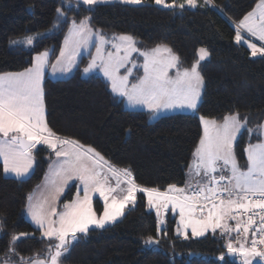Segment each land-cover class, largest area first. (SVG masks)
<instances>
[{
	"label": "trees",
	"instance_id": "1",
	"mask_svg": "<svg viewBox=\"0 0 264 264\" xmlns=\"http://www.w3.org/2000/svg\"><path fill=\"white\" fill-rule=\"evenodd\" d=\"M257 1L211 0L205 4V0H198L197 7L185 5L181 9L156 5L154 0L92 6L76 0H0V73L28 68L33 56L49 47V61L54 60L71 21L79 22L86 16L91 17L92 29L131 35L143 48L167 45L179 56L182 69L197 60L200 47L207 49L208 58L200 62L204 84L195 112L169 113L152 120L144 109H127L103 75H82L91 51L82 54L71 75L62 79L45 76L43 81L46 120L58 135L91 146L117 168H129L142 187L161 191L169 184L179 187L186 181L192 151L203 134L201 115L220 120L238 112L242 118L248 117V126L264 116V55L252 56L246 44L234 39L236 22ZM57 8L63 10L64 17L58 19ZM28 34L40 35H35L31 46L17 41ZM141 71H135L130 81ZM36 152V167L27 178L4 176L0 162V264L12 234H30L15 244L25 258L37 252L43 256L48 244L41 231L23 216L27 196L47 164V149L38 147ZM72 196L69 190L63 198ZM93 201L101 210L99 199ZM175 226L169 216L160 227L145 194L138 192L134 205L118 220L80 234L61 264H240L227 254V238L219 230L185 239L175 234ZM149 236L159 243L146 245Z\"/></svg>",
	"mask_w": 264,
	"mask_h": 264
},
{
	"label": "snow or ice",
	"instance_id": "2",
	"mask_svg": "<svg viewBox=\"0 0 264 264\" xmlns=\"http://www.w3.org/2000/svg\"><path fill=\"white\" fill-rule=\"evenodd\" d=\"M81 2L92 6L104 0ZM122 2L141 4L143 0ZM154 3L166 8L198 6V0H181L179 3L177 0L170 3L168 0H154ZM208 3L211 0H205V4ZM56 11L58 19L64 17L61 8ZM90 20L91 17L86 16L79 22L76 19L71 21L60 54L51 64L53 73L58 66L60 71H69L81 50L93 45L96 52L83 71L87 73L99 68L110 81L112 91L126 98L129 104H143L154 112L173 108L198 111L204 84L199 68L200 62L209 56L207 49H198V59L181 71L179 56L167 45L157 44L141 51L135 38L128 34H114L109 41L101 32L93 31ZM242 30L264 42V0H258L256 7L238 22L234 37L237 43H247L252 56L264 55V46L258 47L251 40H245ZM34 39L28 36L25 42L32 45ZM109 43L113 51L106 50L105 45ZM133 52L143 56L144 74L129 85L131 69L125 75H120V69L129 62ZM48 56V51L38 53L33 57L31 67L21 72L0 73V159L3 172L16 177L27 175L37 145H47L56 156L45 174L40 196L29 193L26 204L31 221L48 240L44 255L37 252L30 258L20 256L15 244L30 234H12L2 264H61L78 234L86 235L92 226L104 228L109 222L116 221L124 214L126 206L134 205L138 192L146 195L149 208H155L158 217L162 209L165 212L169 207L173 212L178 210L180 219L176 231L185 239L189 238V228L193 237L204 236L209 230L215 233L219 229L222 236L228 237L225 244L227 254L238 255L240 264H253L255 258L264 261V139L249 143L244 149L246 166L243 168L234 150V143L248 123V117L242 118L238 112L226 114L221 120L201 115L203 134L193 152L187 173L189 179L184 186L169 184L164 191L142 187L136 183L129 168L111 165L91 146L61 137L49 127L43 88ZM169 68L177 69L175 77L168 75ZM256 130L264 135V123L257 125ZM248 131L251 133L253 129ZM110 177L116 180L115 186L110 183ZM73 180L80 182L75 198L64 203L62 210H57L56 203L69 181ZM96 193L104 202L103 213L99 216L92 202ZM230 221L235 222L234 226ZM232 233L236 234V243ZM144 243L158 244L159 241L149 236ZM13 257L18 259L13 260ZM220 259L225 260L224 253Z\"/></svg>",
	"mask_w": 264,
	"mask_h": 264
},
{
	"label": "rangeland",
	"instance_id": "3",
	"mask_svg": "<svg viewBox=\"0 0 264 264\" xmlns=\"http://www.w3.org/2000/svg\"><path fill=\"white\" fill-rule=\"evenodd\" d=\"M76 1L79 2V3H82L81 0H76ZM114 2L124 3V2H122V0H104V2L97 3V4H103V3H114ZM170 2H171V1H170ZM170 2H169V3H170ZM177 2L179 3V2H181V0H179V1H177ZM257 3H258V1L254 4V6L252 7V9H251L250 11H252L253 8L256 7ZM186 6H187V5H186ZM188 7H190V6H188ZM190 8H192V7H190ZM250 11H249V12H250ZM245 15H246V14H245ZM245 15H244V16H245ZM244 16H243V17H244ZM243 17H242V18H243ZM242 18H239V20L236 22L235 25H237L238 22H239ZM93 31H94V32H95V31H99V32H101L100 30H94V29H93ZM101 33H102V34H103V35H104L109 41L112 40V37H113V35L115 34V33L108 32V31L101 32ZM242 34L245 36V40H251L253 43H256L258 47H260V46H264V42L259 41V40H258L257 38H255V37H251L250 34L244 32L243 30H242ZM35 35H37V34H35ZM35 35L28 34V35H26V36H24V37H20V38H18L17 41H19L20 43H24V44H26V42H25V38L28 37V36H33V37H35ZM65 35H67V34H65ZM115 35H120V34H117V33H116ZM94 39H95V37H94ZM135 40H136V39H135ZM136 42H137V43H136V46H137L141 51H144V50H147V49L153 48V47H150V48H143V47L139 46V42H138L137 40H136ZM235 42H236V41H235ZM241 43H244V44H246V46H247V43H245V42H241ZM238 44H240V43H238ZM26 45H28V44H26ZM63 45H64V37H63V42H62V45H61L60 49L63 47ZM29 46H31V45H29ZM154 47H155V46H154ZM247 47H248V46H247ZM105 48H106V50H109V51H113V50H114V49L111 48V43L106 44V45H105ZM200 48H203V47H200ZM200 48H199V49H200ZM248 48H249V47H248ZM249 49H250V48H249ZM82 50H83V51H82ZM82 50H81L80 55H79V56L77 57V59H76V63H75V65H74L69 71H67V72L60 71V70H59V66H58V70H57L55 73H53V71H52L51 64H53V63L56 62V58H55L54 60H52V61H49V56H50V52H51V51H50V47L47 48V49H45V50H43V51H41V52H39V53H42V52H45V51H48V52H49V56H48V64H47L46 67H45L44 78H45V76H48L49 78H59V79H62L63 77H67V76H69V75H71V74L73 73V70H74L75 67L77 66V64H78V62H79V59L81 58L82 54H86V53H89V51H91V55H93V54H95V52H96L95 46H93V45H90L87 49H82ZM207 51H208V50H207ZM250 51H251V49H250ZM59 54H60V52H59ZM59 54H58V55H59ZM36 55H37V54H36ZM36 55H34L33 57H35ZM91 55H90V58L88 59L89 61L91 60ZM196 55H197V59H198V50H197ZM258 55H259V54H258ZM133 57H134V58H133ZM135 57L140 58V60H139L138 62H136ZM207 58H208V57H206L203 61H205ZM89 61H88L87 64L84 66V68L87 67ZM201 62H202V61H201ZM31 63H33V59H32V62H31ZM143 63H144V60H143L142 56L140 55V53H139V52H133V53L131 54V57H130L129 62L125 65V67H123V68L120 69V73H121V74H127V70L130 68V69H131V74H130L129 76H130V77L135 76L137 70L140 69V68H143ZM31 66H32V64H31ZM31 66H30V67H31ZM178 67H179V65H178ZM190 67H191V66H190ZM84 68H83V70H84ZM169 69H170V68H169ZM169 69H168V75L171 76V77H175L176 72H177V69H176V68H173V69L170 70V71H169ZM179 69H180L181 71L183 70V69L180 68V67H179ZM83 70H82V72H83L82 75H83V76H84V75L86 76V75H89V74H92V73H95V72H98V73H100L101 75L104 76L103 72H101V71L99 70V68L93 69L92 71L87 72V73H85ZM135 71H136V72H135ZM17 72H20V71H17ZM121 74H120V75H121ZM104 77H105V76H104ZM105 78H107V77H105ZM128 78H129V77H128ZM129 81H130V78H129ZM130 82H131V81H130ZM43 88H44V84H43ZM160 110H161L160 114H164V113H165V114H169V113L180 112V111H175V112L167 111V112H164V111H165L164 109H160ZM163 110H164V111H163ZM162 112H164V113H162ZM240 116H241V115H240ZM150 119H152V118H150ZM221 119H222V118H221ZM221 119H220V120H221ZM262 123H264V116L260 119L259 122L254 123V125L248 126V125L246 124L245 128L242 129L241 133L238 135V138H237L236 142L234 143V150H235V153H236L237 159H238V161H239V164L241 165L242 168L246 166V153H245L244 149L247 147V145H248L249 143H253V144H254V143H257L258 140H262V139H264V135H261V133L258 132V131L256 130L257 125L262 124ZM248 129H253V131H252L251 133H249ZM244 132H245V134H244L243 144L240 145L239 140H240V137L242 136V134H243ZM46 146H47V145H43V144H41V145H37L36 148L33 149L34 161H33L32 168L29 170V173H28L27 175H25V176H23V177H16V176H15L14 174H12V173L5 174V173L3 172V175H4V176H7V177L12 176V177H16V178H18V179L29 177L30 174L34 171V169H35V167H36V164H37V163H36V161H37V158H36V156H37V152H36L37 148H38V147H39V148L44 147L45 149H47V152H48V153L45 155V161H46L47 164H46V168H45V170H44L43 176H42V178H41L38 182H36V183L34 184V188H33V190L30 192V193H33L35 197H39L41 191H43V185H44V183H45V174L49 172V165L52 164L54 160H56L55 153H54L51 149L47 148ZM196 146H197V145H196ZM196 146H195V148H196ZM195 148H194L193 151H192V155H193V152H194ZM0 162H2V165H3V161H2V159H0ZM189 165H190V163H189ZM188 167H189V166H188ZM187 172H188V170H187ZM111 179H112V178L110 177V183H111L113 186H115V183L112 182ZM188 179H189V178L187 177V180H188ZM115 182H116V181H115ZM79 183H80V182H79L78 180L69 181L68 186L65 188L64 192H63V193L61 194V196H60L59 201L56 203L57 210H62V209H63V204L69 201V199L66 200L65 198H63V197H65V195L67 194V191L70 190V191L73 192V194L76 196V193H77V187L79 186ZM38 185H40L41 187L38 188V187H37ZM182 185H183V184H182ZM182 185H180V186H182ZM122 186L125 187V185H122ZM80 194H81V196L83 195L82 192H81ZM28 195H29V194H28ZM74 198H75V197H74ZM74 198H73V199H74ZM94 198L99 199V202H100L101 205H102L101 210L98 211V210L96 209V207L94 206V201H92V202H93V208H94V210L96 211L97 215L99 216V215H101V214L103 213V208H104L103 198L100 197L98 193H96V194L93 195V200H94ZM146 199H147V197H146ZM24 209H26V206H25ZM153 209H155V208H153ZM23 216H24V218L27 219V220H28V221H29L34 227H36V225L31 221L30 216L27 214V210H24V211H23ZM120 217H121V216H120ZM120 217H118L116 220H118ZM111 223H113V222H109L108 224H111ZM230 223H232L233 226H234V223H235V222L230 221ZM106 225H107V224H106ZM92 227H95V226H92ZM36 228H37V227H36ZM90 229H91V228H90ZM217 230H219V229H217ZM219 231H220V230H219ZM79 235H80V234H78V236H79ZM231 235H232V237H233V242L236 243V242H237V240H236V234H235V233H232ZM249 235H250V233H249ZM41 236H42V235H41ZM225 237L228 239L227 236H225ZM45 239H46V238H45ZM75 241H76V240H75ZM72 242H74V241H72ZM72 242H71V243H72ZM231 256H234V257L237 258V260H240V261H241V258H240L238 255H231ZM240 261H239V262H240ZM253 262H257V263H260V264L263 263V264H264V261H261L259 258H255V259L253 260Z\"/></svg>",
	"mask_w": 264,
	"mask_h": 264
},
{
	"label": "crops",
	"instance_id": "4",
	"mask_svg": "<svg viewBox=\"0 0 264 264\" xmlns=\"http://www.w3.org/2000/svg\"><path fill=\"white\" fill-rule=\"evenodd\" d=\"M70 27V26H69ZM68 33V30H67V32H66V34ZM66 36V35H65ZM65 36H64V38H65ZM83 51V50H82ZM142 58H143V56H142ZM143 60H144V58H143ZM30 67V66H29ZM142 69V71H141V73H140V76H138L136 79H135V81H133V82H130L129 81V85H131V84H133V83H136L137 82V80L139 79V77H141V76H143V74H144V70H143V68H141ZM173 68H170L169 69V71L170 70H172ZM23 71V70H22ZM21 72V71H20ZM5 73H7V72H5ZM121 74V73H120ZM121 75H125V74H121ZM105 78V77H104ZM129 78H130V76H129ZM128 78V79H129ZM58 79V78H57ZM108 82H110L109 80H108V78H105ZM110 88H111V83H110ZM111 91H112V88H111ZM112 93H114L113 91H112ZM116 96H118L119 97V95L117 94V93H114ZM121 97V96H120ZM122 100H123V103H124V105H125V107L127 108V109H136V110H142V109H144V110H146V111H148L149 113H150V118H152V120L154 119V118H156V117H158V116H160V115H164L165 113L164 112H167V111H171V112H175V111H180V112H187V111H192V110H190V109H187V108H184V109H181V108H173V109H164L163 111L164 112H162V113H164V114H160V112H161V110H159V111H153V110H150L148 107H146L145 105H143V104H137V105H131V104H129L128 102H127V100H126V98H124V97H122ZM202 133H203V126H202ZM200 140V139H199ZM198 143H199V141H198ZM198 143L196 144V145H198ZM47 147V146H46ZM197 147V146H196ZM48 148V147H47ZM191 156H192V159H191V161H190V164L192 163V161H193V155L191 154ZM2 163V162H1ZM188 173V172H187ZM187 173H186V180H187V177H188V175H187ZM16 178V177H15ZM189 178V177H188ZM112 180V182H114V183H116L115 181V179L114 178H112L111 179ZM185 184V183H184ZM184 184L182 185V186H179V187H183L184 186ZM125 187H126V185H125ZM75 197V195L73 194V196L71 197V199H69V201H71L73 198ZM145 197H146V195H145ZM146 203H147V199H146ZM133 204H129L128 206H126L125 207V209L127 208V207H130V206H132ZM147 205H148V203H147ZM149 207V206H148ZM125 209H124V211H125ZM26 210V209H25ZM150 210H152L155 214H156V216H157V213H156V209H153V208H150ZM173 217L174 218V222H175V224H176V226H175V228H174V232H175V234L176 235H178V236H183L182 234H180V233H178L177 231H176V229H177V227L179 226V219H180V217H179V211L178 210H176L175 212H173L172 210H171V207H169V210L167 211V212H165L163 209L161 210V214H160V216L158 217L157 216V218H158V223H159V225H160V227L161 226H163L164 225V223H165V220H166V218H168V217ZM160 221H162V223H160ZM188 235H191V228H189L188 230ZM208 232H212L211 230H209ZM2 264V263H1Z\"/></svg>",
	"mask_w": 264,
	"mask_h": 264
}]
</instances>
